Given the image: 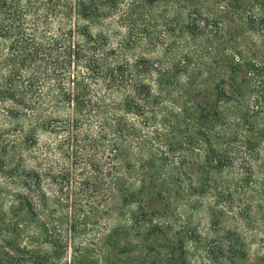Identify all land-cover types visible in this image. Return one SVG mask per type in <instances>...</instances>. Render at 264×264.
<instances>
[{
    "label": "trees",
    "instance_id": "16d2710c",
    "mask_svg": "<svg viewBox=\"0 0 264 264\" xmlns=\"http://www.w3.org/2000/svg\"><path fill=\"white\" fill-rule=\"evenodd\" d=\"M253 261L264 0H0V264Z\"/></svg>",
    "mask_w": 264,
    "mask_h": 264
},
{
    "label": "rangeland",
    "instance_id": "374dc122",
    "mask_svg": "<svg viewBox=\"0 0 264 264\" xmlns=\"http://www.w3.org/2000/svg\"><path fill=\"white\" fill-rule=\"evenodd\" d=\"M115 216V215H114ZM254 250H258V246L257 245H255L254 247ZM260 262V261H259ZM219 264V263H218ZM253 264H262V263H258V261H253Z\"/></svg>",
    "mask_w": 264,
    "mask_h": 264
}]
</instances>
